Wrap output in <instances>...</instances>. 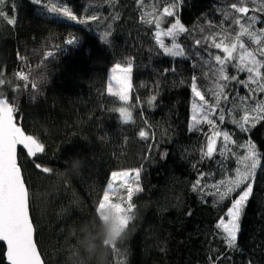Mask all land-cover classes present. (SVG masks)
Listing matches in <instances>:
<instances>
[{"label":"trees","instance_id":"1","mask_svg":"<svg viewBox=\"0 0 264 264\" xmlns=\"http://www.w3.org/2000/svg\"><path fill=\"white\" fill-rule=\"evenodd\" d=\"M49 2H0V98L15 107V124L24 134L44 146L35 156L23 146L17 150L43 263L264 264V168L254 178L236 248H229L216 228L231 199L221 201L213 187L243 167L238 157L249 141L264 154V120L250 122L247 131L234 123L246 110L264 104V92L252 84L251 95L241 83L219 81L227 83L229 99L222 106L232 115L217 122V128L228 131L236 143L224 148L219 138L213 157L202 156L211 126L190 130L192 78L215 103L219 66L208 53L222 55L212 46L213 39L234 38L239 31L233 23L239 14L230 8L237 0H177L176 15L166 17L162 27L176 19L185 26L179 42L189 54L200 53L187 58L166 56L155 43V17L174 0H52L67 7L76 20L47 12L44 5ZM262 5L264 0H247L248 15L264 20ZM255 27L264 28V23ZM104 34L108 43L101 39ZM73 37L75 42L67 45ZM164 40L171 44L170 38ZM244 40L249 50L264 47ZM48 52L54 55L48 58ZM129 62L127 105L132 120L123 123L116 111L121 102L107 86L114 67ZM227 72L240 81L248 79L247 72L238 73L231 65ZM20 73L28 81L20 79ZM34 76L47 83L33 89ZM141 130L147 133L144 139ZM74 159L81 162L75 171ZM43 167L51 171L45 173ZM123 171L133 174L131 186L138 183L142 191L134 192L130 219L108 242L99 205L112 173ZM198 180L203 191L193 188ZM117 192L120 200H127V189ZM238 194L239 189L231 196ZM4 253L0 243V264H7Z\"/></svg>","mask_w":264,"mask_h":264},{"label":"snow or ice","instance_id":"2","mask_svg":"<svg viewBox=\"0 0 264 264\" xmlns=\"http://www.w3.org/2000/svg\"><path fill=\"white\" fill-rule=\"evenodd\" d=\"M2 2V0H0ZM35 4H40L41 0H32ZM247 0H237L230 4V8L238 13L239 16L235 17L233 23L239 26V31L235 33L234 38L225 36L219 42L213 39V45L216 49L222 51L223 56L218 54L208 53L209 57L213 58L215 64L218 65V75L216 77L217 91L214 93L215 103H210L206 95L200 90L197 84L196 77L192 78L191 92L194 97L191 105L192 117L190 130H198L201 124H208L211 126V135L207 137L206 151L202 150V156L211 158L217 152V140L223 138L225 142L224 148L228 144H235L232 135L228 131H223L217 128V122L224 123L226 116L232 115L227 109L222 106V102H226L229 97L226 93L227 83H219V81L229 82L236 81L243 84L251 90V85L256 84L261 92H264V47H258L256 50H249L244 38L247 37L249 41L258 46L264 45V28L256 29L257 23H264L256 15L249 16V8L245 6ZM47 12L51 14H60L70 20H76L77 17L73 15L67 7L63 9L59 6L58 2L45 4ZM177 0L169 3L163 8V12L155 17V43L163 51L164 55L173 58H187L189 55L199 56V51L189 54L187 49L181 42L179 36L186 31L185 26L181 24L179 19H176L167 28L162 27L166 17H173L176 15ZM264 7V5H262ZM257 11V9H253ZM4 13L0 12V16ZM230 14H225V19H229ZM92 19H95L93 17ZM84 23L85 21H79ZM9 24H14V19L8 20ZM151 23V21H149ZM164 37L171 40V44L165 43ZM75 37L69 38L66 41L67 45L75 42ZM101 39L104 43H108V36L104 34ZM200 40L196 41V46L199 47ZM211 47V46H210ZM54 55L52 52L46 53L48 58ZM258 56L260 58H258ZM202 58V57H201ZM207 63V61H205ZM232 66L239 72H247V81H240L236 75H229L227 69ZM211 66V65H210ZM119 68V65L117 66ZM113 71H116L114 69ZM123 78V84L119 91L109 92L119 97L120 101L127 103L128 100V74L131 71V63L128 66L120 69ZM20 79L28 81L29 77L18 74ZM119 81L121 78L116 77ZM4 81L0 80V84ZM31 87L37 89L38 85L32 83ZM251 95H255V90H251ZM156 99L153 96L149 103L151 104ZM242 99H247L242 98ZM15 107L5 98H0V241L6 243V260L8 264H41V258L38 254L37 247L34 243L33 234L34 228L29 217L28 198L29 193L22 179L21 169L17 164L16 147L23 145L27 149L29 156H35L38 152L44 150V146L33 136L25 135L14 123ZM119 112L120 118L123 123H128L132 120V112L127 107H120L116 109ZM264 120V104L255 105L251 112L245 111V114L240 116L239 120H234V123L240 127L242 131L248 130L250 122ZM254 126V125H253ZM140 138L147 137L144 130L139 132ZM224 148L220 151L223 152ZM238 164L243 167L235 169L234 177L230 176L227 180H221L213 187L216 188V193L222 201L226 198L231 199V206L227 208L225 216L221 217L216 224V228L222 230L224 233L225 241L229 248L237 247L238 233L240 232V221L243 211L247 202L253 195L254 191V178L257 170L264 168V154H261L256 145L250 141L247 144L246 151L243 155L238 157ZM40 168L41 165L37 164ZM42 171L48 173L51 171L48 167H43ZM118 174L113 172L112 176L115 178ZM122 177H128V172L119 174ZM140 176V169L135 170V177L138 180ZM223 185V190L220 186ZM194 190L203 191L204 187L201 181L198 180L193 186ZM239 189V194L232 197L231 194ZM107 193L115 191L112 183L108 184ZM142 191L137 183L135 187L131 184L127 185V200L128 206L131 209L134 205L131 203L134 192ZM130 219V217H129Z\"/></svg>","mask_w":264,"mask_h":264},{"label":"rangeland","instance_id":"3","mask_svg":"<svg viewBox=\"0 0 264 264\" xmlns=\"http://www.w3.org/2000/svg\"><path fill=\"white\" fill-rule=\"evenodd\" d=\"M221 56H223V53ZM122 68L123 67H120V66L119 68H117V66L114 67L116 71H112L109 76V84L107 86L108 91H109V88H111L112 92L114 93L121 89L122 84H123V78H122V73L120 69ZM116 77H120L121 79L118 81ZM127 83H128L127 92H128V99H129V91H128L130 88L129 87L130 86L129 74H128ZM120 102L121 103L118 109L120 107L128 108L127 103L123 101H120ZM117 113L120 117V114L118 111ZM123 172H128L129 176L128 177L120 176L119 174ZM123 172H117L118 175L115 178L112 175L110 176L109 183H112L113 189H115V191H109V193L105 191L108 187V184H109L108 183L104 189L103 197L99 205L100 216L103 222L106 224L107 230H108V236H107L108 242H112L114 238L123 230V228L125 227L128 221L129 214L131 212V209L128 206L129 202L126 199L120 200L118 197V192H117L118 189L120 188L127 189V185L131 183V180L133 178V174L130 171H123Z\"/></svg>","mask_w":264,"mask_h":264},{"label":"clouds","instance_id":"4","mask_svg":"<svg viewBox=\"0 0 264 264\" xmlns=\"http://www.w3.org/2000/svg\"><path fill=\"white\" fill-rule=\"evenodd\" d=\"M33 79H34V82L38 84V86L40 84L47 83V81L40 80L38 76H34ZM80 167H81V162L77 159H74L71 165L72 170L74 171L78 170ZM65 171L67 172L68 170L66 169Z\"/></svg>","mask_w":264,"mask_h":264},{"label":"water","instance_id":"5","mask_svg":"<svg viewBox=\"0 0 264 264\" xmlns=\"http://www.w3.org/2000/svg\"><path fill=\"white\" fill-rule=\"evenodd\" d=\"M14 115V114H13ZM14 123H15V117H14ZM19 146H22V145H17V147H16V158H17V150H18V147ZM19 166V165H18ZM22 174V173H21ZM22 179H23V177H22ZM24 181V180H23ZM26 186V185H25ZM29 210V209H28ZM30 217V216H29ZM33 239H34V234H33ZM0 243H2L3 244V246H4V248H5V253H6V243L5 242H3V241H0ZM34 243H35V240H34ZM36 245V244H35ZM37 247V246H36ZM37 251H38V249H37ZM5 253H4V258H5V261H6V263L8 264V262H7V260H6V256H5ZM38 254L40 255V253H39V251H38ZM40 258H41V255H40ZM41 264H44L43 263V260H42V258H41Z\"/></svg>","mask_w":264,"mask_h":264}]
</instances>
